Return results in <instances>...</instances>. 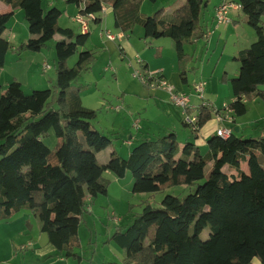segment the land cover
<instances>
[{
	"label": "trees",
	"instance_id": "16d2710c",
	"mask_svg": "<svg viewBox=\"0 0 264 264\" xmlns=\"http://www.w3.org/2000/svg\"><path fill=\"white\" fill-rule=\"evenodd\" d=\"M1 1L12 11L0 14V71L13 50L4 33L16 9L23 10L30 33L29 40L14 50L17 55L42 52L56 35L63 39L55 46L54 89L27 95L21 83L13 81L0 97V226L26 210L39 220L40 232L50 245L66 259L82 264L75 252L81 246L79 230L89 204L108 195L111 182L104 174L124 179L131 173L134 194L197 187L184 198L166 195L159 208L147 204L133 213L129 205L132 221L116 228L109 240L124 250L122 264H251L255 259L264 264V129L250 138L237 135L236 127L230 128L232 134L226 139L213 135L206 154L193 142L180 145L176 133H170L135 146L127 159L114 150L102 164L97 155L113 141L93 128L90 120L97 114L83 106L81 89L72 90L96 61L94 52H79L91 33L60 27L62 11L54 7L45 11L42 0ZM236 1L224 0L219 6L239 4L243 22L257 39L234 58L239 75L229 78L224 73L221 78L231 84L234 100L222 109L204 101L197 109H187L188 114L197 112L195 124L183 121L194 134L213 117L228 112L233 126L235 119L248 113L250 101H264V0ZM67 2L76 4L80 13L103 11L102 0ZM143 2L113 0L115 27L129 33L140 25L145 40H172L178 73L187 85L192 57L185 49L206 38L201 21L210 0H185L172 12L160 9L152 16L140 13ZM102 22L99 16L95 24ZM78 53L76 64L69 67L68 61ZM50 133L57 139L54 149L44 142ZM209 164L213 167L209 178L199 185ZM242 164H247L248 171ZM206 230L209 238L202 240Z\"/></svg>",
	"mask_w": 264,
	"mask_h": 264
},
{
	"label": "rangeland",
	"instance_id": "374dc122",
	"mask_svg": "<svg viewBox=\"0 0 264 264\" xmlns=\"http://www.w3.org/2000/svg\"><path fill=\"white\" fill-rule=\"evenodd\" d=\"M49 1L51 0H43V9L48 11L50 9ZM93 0H88V3H91ZM103 6L108 11H105L103 14L101 13L100 16L103 20L101 24H95L93 22L89 23L90 28V39L88 41V45H86L85 49H80L79 52L84 50L94 51L96 55V61L94 62L92 68L85 72L72 86V90L81 89V95L83 94L85 104L88 108L95 111L94 113L97 116L102 113L103 115L116 116V114H110L106 111L103 107L105 104L103 96L106 97L108 101H111L113 104L120 103V96L124 93V90H129V92H137L141 91V89H146L141 85V83L133 78L132 76V69L130 61L128 58L124 59L122 54V49L119 48V43H122L119 39V35L121 34V30L115 27V15L112 10L113 0H102ZM144 4L140 7V13L144 14L145 16H152L158 10L164 9L165 12H172L175 8L181 5L185 0H159L157 3L153 4L148 0H143ZM222 0H210V4L207 10L204 12L202 16L201 24L204 27H209L212 32H215L214 37L208 42L205 40L199 41V48L194 52V61L190 63L189 66V79H190V89L191 85L194 82H205L208 83L209 86L205 87L206 90V99L210 97L213 101H215L216 96V88L218 85H221V96L225 95V89L229 90L230 99L226 102H232L233 100V93L231 89L230 83H224L221 81L224 73H227L229 78H236L239 75V63L233 61L234 57L229 58V60L224 56L222 57L224 43H228L225 54H228L232 51L233 43L237 42V38L235 35L231 36L230 39H227L225 42V35L223 32L224 27L228 25L220 26L216 31V24H213L211 20V13L214 10L215 6H217ZM54 4V8H57L63 12V16L59 22L60 27L70 28L74 30L75 33H79L81 30L80 26L74 21L75 16L80 12L79 7L76 4H69L66 0H54L52 1ZM112 7V8H111ZM240 22V21H239ZM16 26H12L13 24ZM242 25V21H241ZM243 27H249L244 26ZM10 27L13 30L20 32L18 38L13 43L19 46L27 42L25 35L29 33V25L25 22L22 11H19L11 24L9 25L8 29L4 33V37L7 38L9 36ZM233 27V26H232ZM250 29V28H246ZM102 30L109 31L113 35L118 36L114 42L108 41L105 38L101 37ZM251 33H254L253 30H249ZM241 34H243V30H240ZM13 33V32H12ZM11 33V34H12ZM144 30L140 25H137L134 30L133 34L130 33L131 38H126L124 41L132 43L135 48L138 50L140 49V44L145 42L143 38ZM246 35V32L244 31ZM142 35V37H140ZM222 36V39L218 40ZM240 42L245 43L242 38L240 37ZM63 37L60 35H56L55 38L50 41L47 47L44 49V52L47 57V63L54 68H56L57 63V56H56V43L62 40ZM243 40V41H242ZM143 41V42H141ZM154 40H148L147 43H152ZM169 43H173L172 40H166ZM19 42V43H17ZM187 51H193V47H186ZM12 52H14L12 50ZM10 53V52H9ZM155 51L149 52L148 56L153 59L155 58ZM79 57V53L76 54L68 61V66L73 67ZM137 61V60H136ZM134 63V62H133ZM166 63L170 66L176 65V58L175 52L173 48H171V53L166 55ZM113 70L115 72H113ZM215 74L213 75V72ZM56 71V69H55ZM115 73V74H114ZM20 76V75H19ZM52 86V85H51ZM56 84H54L50 89H54ZM264 90V86L261 87ZM38 90V89H37ZM40 90V89H39ZM45 90V89H44ZM148 90V89H146ZM195 90V89H194ZM26 93H29L28 86L25 87ZM32 93V92H31ZM30 93V94H31ZM193 95L191 96V101L193 104L198 102L196 99L195 92H192ZM29 95V94H27ZM193 96V98H192ZM195 97V98H194ZM258 101V100H257ZM191 102V103H192ZM119 105V104H118ZM250 106V104H249ZM197 109V107H196ZM116 113V112H115ZM215 118L213 117L212 121ZM257 112L255 108H251L249 113L243 117L239 121V126L241 128L247 127L248 130L246 133H254L258 134V130L253 128L258 121ZM92 123L93 128H97L96 118H92L90 120ZM125 130L122 131L120 134L118 133L116 136L109 135V138L113 141L114 146L110 147L109 149L118 150L119 153L121 152L124 158H127L126 151L128 150V146L125 144L128 142L130 135L127 136L126 131L128 132L127 128L130 126V122L127 123L126 121ZM259 124H263L259 121ZM234 128V127H233ZM242 132V131H241ZM260 132V131H259ZM53 140H47L46 145L54 149L57 145V139L55 135L51 134ZM106 136V135H105ZM241 136V135H240ZM245 138H250V135H243ZM108 137V135H107ZM48 139V138H47ZM56 141L55 145L54 142ZM183 146V144H182ZM208 148L202 149V154H206ZM107 153V154H106ZM108 149L103 151L100 156V162H108L107 160ZM0 156V160H1ZM107 160V161H106ZM244 170L248 171L247 164H242ZM212 164H209L205 170V178L200 181L198 184H204L205 181L209 178L210 172L212 170ZM133 186H134V179L131 173H128L124 179H120L119 183H114L110 187V195L109 198L104 196H100L101 200L99 205L108 206L106 212L101 214L100 218L86 214L83 224L79 230V239H80V248L76 249V253L80 255L83 259L82 264H107V263H122V258L125 256L124 250H122L117 244L111 243L106 244L102 243L101 241V232L103 229H106L105 224L109 227L114 228L119 223H130L132 221L131 217L127 215L128 206L132 202H148L154 208L161 207V202L166 195H173L178 196L179 198H184L190 193H193L196 190L197 186L194 187H176L168 190L164 194H134L133 193ZM132 197H135L132 199ZM100 210H103L100 208ZM142 210L140 209V212ZM126 215V216H125ZM34 217V216H33ZM36 227L38 226L39 220H37ZM113 234V233H112ZM110 235V237L112 236ZM45 235V234H44ZM35 241L40 242L41 232L38 228H36L34 233ZM45 237V236H44ZM202 240H207L209 238V231L206 230L203 232L201 236ZM110 239V238H109ZM57 251V250H56ZM17 254L19 259H23V257L27 254L23 249L17 250ZM31 259V258H30ZM48 260V261H47ZM47 261V262H46ZM35 262V261H34ZM36 263V262H35ZM39 264H79L78 261L75 259H66L63 255L56 252L53 257H47L44 262Z\"/></svg>",
	"mask_w": 264,
	"mask_h": 264
},
{
	"label": "crops",
	"instance_id": "0c3cea01",
	"mask_svg": "<svg viewBox=\"0 0 264 264\" xmlns=\"http://www.w3.org/2000/svg\"><path fill=\"white\" fill-rule=\"evenodd\" d=\"M52 1L54 0L49 1L50 8H53L54 6ZM223 2L224 0H222L217 6H215L214 10L211 13V20L213 24H216L214 21L215 9ZM229 3H237V1L231 0V2ZM143 4L144 2L142 3V6ZM42 5H43V0H42ZM82 7H84V5ZM20 10L21 9L19 8L15 10V16L19 14ZM10 11H12V8L0 0V14L7 13ZM21 11H22V16L24 18V12L23 10ZM103 11L104 12L106 11L108 13V11L105 9L104 6H103ZM113 13H114V10H113ZM230 17L234 21L233 24L228 25L227 27H224L223 32L220 33V35H222V33L225 35L226 37L224 38L225 42L227 41V39H230V37L233 35H235V37L237 38V42L233 43L232 51L228 54H225V49L228 43L227 42L224 43L222 57L225 56L228 60L231 57L236 58L242 50L249 48L251 44H253L257 39L255 33H251V31H249L251 29L250 27H246L250 29H246L245 27H243V24H245L243 22L244 16L240 10H230ZM241 21H242V25H241ZM12 26H16V24L14 23ZM244 26H247V25H244ZM62 28H65V26ZM218 28L219 27L216 25V31L219 30ZM203 29L206 30L208 33L204 40L205 41L208 40L209 42L214 37L215 32H212L208 26L207 27L203 26ZM240 30H243V34H241ZM244 31L246 32V35L244 34ZM10 32L11 33L13 32V33L12 34L10 33L6 39L9 40V42L11 43L13 47V51H14L16 48L19 47V45L18 44L15 45L13 42L16 41L20 32L13 30L12 27H10ZM79 33H82L81 30L79 31ZM130 33L133 34V31L129 33H123L121 31V34L119 35V37L122 43H119V48L122 49V54H123L124 59L128 58L130 61H132L130 64L131 69L133 67H137L136 60L138 57L142 61V63L145 65L147 70L149 71L162 70L164 76L167 78L169 83L178 92L185 93L187 95H193L192 92H195L194 90L196 89L195 87L199 85L200 83H205L203 81L194 82L191 85V89H190V79H189L190 74L189 73H188V84L184 85L182 83L180 75L178 73V64H177V55H176L175 46H174V43H169L168 41H166L168 39L154 40L152 43H147L148 40H145V42L141 41L143 43H139L141 46H140V49L138 50L137 48H135V46L132 45V43L124 41L126 38L132 37L130 36ZM241 35H242L243 40L244 41L246 40L245 43L240 42ZM143 36H144V33H143ZM140 37H142V35ZM25 38L28 41L30 38V34L25 35ZM220 39H222V36H220L218 40ZM198 42L190 46L194 48L192 52L190 50L187 51V49H185L186 53L192 57V61H194V56H193L194 52L199 48ZM186 47H189V46H186ZM171 48H173L175 52V58H176V65H172V66L166 63V55L167 54L169 55L171 53ZM151 51L152 52L155 51L156 53L154 55L155 58L153 59H151L148 56V53ZM234 58H233V61H235ZM47 61L48 60H47L44 50L40 53H30V52L28 53L27 52L21 55H17L15 52L10 51V53H8L7 58H6V64L4 68L1 69L0 71V97L5 92L8 85L12 83L13 81H18L21 83L22 89L25 92V94H30L31 92L37 89L38 90L39 89L40 90L50 89V87L56 84L57 74L55 71L56 68L49 65ZM215 71L213 72V75L215 74ZM113 72L115 71L113 70ZM26 85L28 86L29 93H26L25 91ZM206 86H209V84L206 83ZM221 88H222L221 85L217 86L215 101L213 102L211 101L212 99L210 97L206 99V90H205L204 103L208 102L214 107H216L217 109H222L227 104H229V102H226L231 97L229 90H227V87H226L225 95L221 96L220 95ZM194 96L196 97L198 102H195L194 104L192 102V106L198 107L203 102L196 96V94ZM81 98H82L83 106L89 110H92L88 108V106L85 104L83 94L81 95ZM102 98L105 101V104H103V107H105L104 109L108 111V113L110 114H116V116L109 117L108 114L105 116L102 113H100L99 116H96V122H97L96 129L102 132L104 135L106 136L108 135V137L109 135L116 136L118 133L120 134L122 131L125 130L126 121L127 123L130 122V126L127 128L128 132L126 131L127 136L130 135V137H129L128 142L125 143L129 147L128 150L126 151V155L128 157L131 153V150L135 146L139 145L140 143L146 140H156L170 133H176L180 145L188 141V142L195 143L200 148V150L202 149L206 150L208 148L207 147L208 139L211 136L216 135L217 130L220 129L221 127H226L228 129L236 127L239 129V131L236 132L237 135L240 136V135L247 134V135H250V137L258 136L260 134L259 131L264 129V101H262L261 99H253L247 104L248 113L251 110V108L253 109L255 108L257 112L258 122L255 125H253V128L258 130V134L246 133L248 128L247 127L241 128L239 126V121L243 119V117L235 119V123L233 126H231L230 122L228 121L221 123L218 118H215L213 121L211 120L210 122H208V124H206V126L203 127L198 134H194L190 128L185 127L183 123L182 111L170 103L168 95L163 91H151V90L141 89V91H137V92L130 91L129 92V90H124V93L121 94L120 96V102L122 104L120 103L113 104L111 101H108L106 97L103 96ZM118 106L122 107V110L120 112H116L114 110ZM259 121H261L263 124L262 125L259 124ZM51 134L52 133H50V136L48 139L44 140L45 144L47 143V140H50L52 138ZM55 143L56 141L54 142V145ZM112 146H114V144H112L110 147ZM49 148L51 149V147ZM109 148H108L107 160L109 159L110 154L114 151ZM115 151L121 157H123L121 152L119 153V151L116 149ZM101 154L102 152L97 155V159L99 162H100ZM103 163L104 162H102V164ZM242 169L244 170L243 165H242ZM104 177L110 180L111 182L110 187L114 183L120 182V179L117 178L111 172H106L104 174ZM109 195H110V188H109L108 195L105 197L109 198ZM134 198L135 197H132V199ZM100 200H101V197H99L94 203L89 204L88 209H87L88 210L87 214H91V215H94L100 218L102 216L101 214H104V212H106V209L108 208V206L99 205ZM144 201L145 200L141 202L140 201L132 202L129 204V205H133L132 207L133 213L140 212V209L143 210L145 205L149 204L148 202L146 203ZM100 208H102L103 210H100ZM127 213H128V210H127ZM37 220L38 219L33 217V215L30 212L23 210L17 215H15L12 219L1 223V226H0V264H39V263L44 262L47 257L49 256L53 257V255L56 254V252H58L52 245L48 243V239L46 235L42 233L39 239L40 242H37V240L35 241V237H34L35 230L36 228L40 230V223H38V226L36 227L35 222H37ZM126 224L127 223L121 222L119 223V225H116L112 229L111 227L105 224L106 229H103L101 232L102 243L111 244L112 242H110L109 240L115 233L116 228L124 226ZM111 234L112 236L110 237ZM19 249H23L27 253L23 257V259H19V256L17 254V250ZM123 259L124 257L122 258V261ZM251 264H261V263L260 261L255 259Z\"/></svg>",
	"mask_w": 264,
	"mask_h": 264
},
{
	"label": "built area",
	"instance_id": "2783aa9c",
	"mask_svg": "<svg viewBox=\"0 0 264 264\" xmlns=\"http://www.w3.org/2000/svg\"><path fill=\"white\" fill-rule=\"evenodd\" d=\"M239 4H223L216 9L214 15V21L218 27L222 25H231L233 19L230 17V10H240ZM102 14L104 11L101 12ZM100 15L97 13H78L74 21L80 26L81 32L87 34L90 32L89 23H96ZM101 37L108 41L114 42L116 40L115 35L109 31H102ZM118 38V37H117ZM120 39V37H119ZM132 76L138 80L143 87L151 91H163L168 95L170 103L176 108L180 109L183 113V121L188 125H193L197 122V112L194 114H188L187 109L194 108L192 106L191 96L185 93L178 92L164 76L162 70L149 71L137 57V67L132 68ZM206 83H200L195 88L196 96L203 102L205 94ZM196 108V107H195ZM116 112H120L122 107L118 106L114 109ZM221 123L226 121L232 122L230 112L224 117H218ZM216 134L224 139L230 137L232 130L226 127H221L217 130Z\"/></svg>",
	"mask_w": 264,
	"mask_h": 264
},
{
	"label": "water",
	"instance_id": "95a60500",
	"mask_svg": "<svg viewBox=\"0 0 264 264\" xmlns=\"http://www.w3.org/2000/svg\"><path fill=\"white\" fill-rule=\"evenodd\" d=\"M239 131V129L238 128H235V132H238Z\"/></svg>",
	"mask_w": 264,
	"mask_h": 264
}]
</instances>
